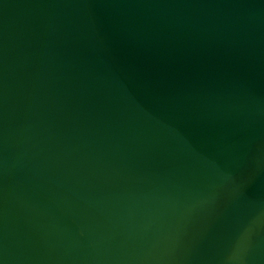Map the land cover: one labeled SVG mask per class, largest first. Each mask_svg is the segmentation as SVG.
<instances>
[{"label":"water","instance_id":"obj_1","mask_svg":"<svg viewBox=\"0 0 264 264\" xmlns=\"http://www.w3.org/2000/svg\"><path fill=\"white\" fill-rule=\"evenodd\" d=\"M264 264V0H0V264Z\"/></svg>","mask_w":264,"mask_h":264},{"label":"clouds","instance_id":"obj_2","mask_svg":"<svg viewBox=\"0 0 264 264\" xmlns=\"http://www.w3.org/2000/svg\"><path fill=\"white\" fill-rule=\"evenodd\" d=\"M244 239H245V237L242 236L240 244H238V246H237V249L234 251L232 256H230L228 258L229 264H234V262L238 259L239 250H240V247L243 245Z\"/></svg>","mask_w":264,"mask_h":264}]
</instances>
